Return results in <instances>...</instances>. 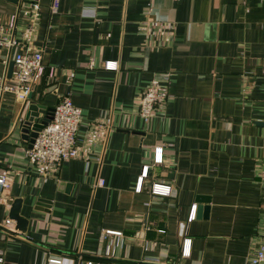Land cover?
I'll use <instances>...</instances> for the list:
<instances>
[{"label": "crops", "instance_id": "1", "mask_svg": "<svg viewBox=\"0 0 264 264\" xmlns=\"http://www.w3.org/2000/svg\"><path fill=\"white\" fill-rule=\"evenodd\" d=\"M0 24L44 66L27 100L0 99V264H246L264 239V0H0ZM153 79L162 100L145 122ZM65 94L82 111L78 156L32 165L21 120Z\"/></svg>", "mask_w": 264, "mask_h": 264}, {"label": "built area", "instance_id": "2", "mask_svg": "<svg viewBox=\"0 0 264 264\" xmlns=\"http://www.w3.org/2000/svg\"><path fill=\"white\" fill-rule=\"evenodd\" d=\"M38 4L33 3L32 8L37 9ZM11 25L0 24V53L7 50V58L3 59L5 64L9 60H13V69L11 76L8 78H0V99L4 92L13 93L18 99L25 101L28 99L32 88L36 81L42 76L44 66L42 63V52L40 49L31 46H24L17 40L10 30ZM18 47L12 54L11 50ZM91 66L93 64H90ZM106 69H116L117 63L115 61H106L104 63ZM73 72H70L69 78H72ZM162 100V94L159 90V82L153 79L150 84L143 90L139 104V115L148 122L158 104ZM52 119L38 132L31 149H28V158L32 165H38L42 168L57 167L62 161L76 158V135L79 125L82 121L81 109L74 105L68 94L58 97L57 103L53 106ZM109 124L110 119L105 120L104 124ZM163 160V148L156 146L153 150L152 162L161 163ZM149 164L142 165L141 173L138 177L135 189L141 190L143 178L147 176ZM99 184H103V179H99ZM9 187L8 177L0 173V192ZM170 185L154 183L151 186L152 194H170ZM189 214L188 220L194 218L195 204H193ZM264 214V212H263ZM10 219L5 220V224H9ZM107 234L121 235L118 231L105 230L102 233V238ZM185 244V251L182 255L188 253L190 246V239L183 240V249ZM3 258L0 257V263ZM47 262L51 264H61L62 259L56 257L47 258ZM86 264H93L88 261ZM111 264V263H109ZM246 264H264V239L259 246L249 251L246 256Z\"/></svg>", "mask_w": 264, "mask_h": 264}, {"label": "water", "instance_id": "3", "mask_svg": "<svg viewBox=\"0 0 264 264\" xmlns=\"http://www.w3.org/2000/svg\"><path fill=\"white\" fill-rule=\"evenodd\" d=\"M10 2L20 4L22 0H8ZM13 69V60H9L7 64L6 76L10 77ZM58 101V100H57ZM56 101V103H57ZM55 103V104H56ZM39 108L44 112H39ZM54 107H46L43 105L30 104L27 112L20 123L21 138L26 142L28 149L32 148L34 140L38 132L52 119ZM20 198H16L11 205L9 217L16 223V229L25 232L27 219L20 216ZM207 212V207H204ZM199 210V209H198Z\"/></svg>", "mask_w": 264, "mask_h": 264}]
</instances>
